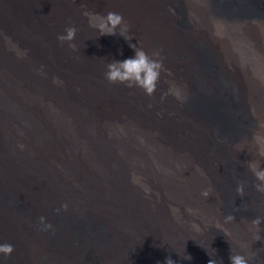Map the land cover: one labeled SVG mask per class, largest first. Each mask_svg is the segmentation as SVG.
Wrapping results in <instances>:
<instances>
[{
	"label": "bare ground",
	"instance_id": "bare-ground-1",
	"mask_svg": "<svg viewBox=\"0 0 264 264\" xmlns=\"http://www.w3.org/2000/svg\"><path fill=\"white\" fill-rule=\"evenodd\" d=\"M263 2L0 0V264H264ZM86 11L122 14L131 40ZM225 31L254 48L245 71ZM131 44L161 53L151 96L105 76Z\"/></svg>",
	"mask_w": 264,
	"mask_h": 264
},
{
	"label": "clouds",
	"instance_id": "clouds-1",
	"mask_svg": "<svg viewBox=\"0 0 264 264\" xmlns=\"http://www.w3.org/2000/svg\"><path fill=\"white\" fill-rule=\"evenodd\" d=\"M85 16L88 17L89 26L98 30L100 35H115L119 32L120 35L126 39L131 40L125 33L128 30V25L124 22L122 14L117 12H108L105 15H99L91 12H85ZM77 28L75 26H69L65 29V33L58 36L61 42H71L75 39ZM71 47H75L74 44H70ZM135 49V56L124 60H112L107 65V71L105 76L111 83H121L129 88L140 87L144 90L146 95H153L157 90V85L160 80L161 73L164 71L163 59L159 51H154L149 54L143 48H138L136 44L130 45ZM54 83H61L59 78H54ZM169 92L176 95L179 98L178 90L170 88ZM258 144H260L259 155L264 157V136L257 135L254 137ZM23 145H21V148ZM249 168L252 171L254 177L258 181L255 185L257 191L264 193V168H261L256 162L249 164ZM237 193L243 196L244 185L240 184L237 187ZM207 197L209 191L205 190L202 193ZM64 209H67V204L62 205ZM59 211V209H57ZM235 217L231 214L225 217L226 222H231ZM41 222L45 221V217H40ZM264 221V217H257L251 221L252 225L257 229L256 239H261L259 235V226ZM51 224H45V228H51ZM14 251V245L10 243L0 244V253L5 256H10ZM183 259L191 260L190 254L182 257ZM231 264H250V257L242 253H230ZM166 264H177L170 256L166 259ZM208 264H223L222 260L216 259L209 260Z\"/></svg>",
	"mask_w": 264,
	"mask_h": 264
},
{
	"label": "rangeland",
	"instance_id": "rangeland-1",
	"mask_svg": "<svg viewBox=\"0 0 264 264\" xmlns=\"http://www.w3.org/2000/svg\"><path fill=\"white\" fill-rule=\"evenodd\" d=\"M179 9H182V6L181 5H179L178 6V10ZM261 11V12H260ZM259 15L261 16V17H264V2L263 3H261L260 4V8H259ZM186 21L184 20V19H182L181 20V23L182 24H184ZM228 34V35H227ZM234 34H232L231 36L233 37L232 39L233 40H230L231 39V37H230V35H229V33H227L226 31H225V35H223V33H222V38L224 39V40H227L228 38H230V39H228V40H230V41H232V44H233V52H235V51H237V50H239L238 52H235L234 53V55L236 56V59H235V61H236V63H238V65H237V67L240 69V68H244V66H243V64L246 62V64H248V66L249 67H251V65H252V59L254 58V59H256V54L254 55V53L255 52H253L254 51V48L252 47V45L250 44L249 45V43L248 42H243L241 39H239V37L237 38V40L235 39V37L233 36ZM222 39V40H223ZM238 42V43H237ZM244 44V46L245 47H243V45L242 44ZM241 44V45H240ZM235 45H238V46H235ZM242 46V47H241ZM249 46V47H248ZM250 46H251V48H250ZM241 47V48H240ZM247 47V49L245 50V49H243V48H246ZM250 48V49H249ZM236 49V50H235ZM242 50V52H240ZM244 50V51H243ZM252 51V52H251ZM244 53H246V56H243V54ZM248 54H249V57H248ZM239 56V57H238ZM241 56V57H240ZM239 58H242V59H239ZM252 58V59H251ZM244 59V60H243ZM246 59V60H245ZM241 60V61H240ZM238 61V62H237ZM242 61H243V63H242ZM253 68L254 67H252V69L251 70H253ZM181 70V69H180ZM244 71H245V68L243 69ZM241 71V70H240ZM263 83V84H262ZM261 84H262V87L264 86V82H262ZM260 146V144H258L257 143V141H256V147H257V149H258V147ZM252 158V157H251ZM61 221L64 223V224H67V222H65V220L64 219H61Z\"/></svg>",
	"mask_w": 264,
	"mask_h": 264
}]
</instances>
